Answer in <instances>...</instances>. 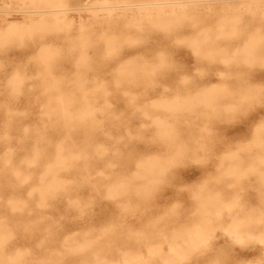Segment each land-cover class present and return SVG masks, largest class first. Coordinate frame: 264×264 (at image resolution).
I'll return each instance as SVG.
<instances>
[{"label":"rangeland","instance_id":"374dc122","mask_svg":"<svg viewBox=\"0 0 264 264\" xmlns=\"http://www.w3.org/2000/svg\"><path fill=\"white\" fill-rule=\"evenodd\" d=\"M105 1L0 0V264H264V0Z\"/></svg>","mask_w":264,"mask_h":264},{"label":"bare ground","instance_id":"6f19581e","mask_svg":"<svg viewBox=\"0 0 264 264\" xmlns=\"http://www.w3.org/2000/svg\"><path fill=\"white\" fill-rule=\"evenodd\" d=\"M105 1V0H104ZM86 3L90 2V0H85ZM106 2V1H105ZM104 2V3H105ZM207 2V0H175V1H167V0H155L153 2H149V3H143V4H133L132 2L129 1H124L121 5H119L118 7H124V8H128V7H179V6H187V5H192V4H198V3H205ZM58 3V2H57ZM103 3V4H104ZM102 4V3H101ZM102 4V5H103ZM106 4V3H105ZM108 4V3H107ZM56 5V3H55ZM60 6V2L59 4H57V6L55 7H59ZM61 9L55 11V13H58L60 16L57 17L58 20H61L62 18H66V17H70V13L75 12V11H79V9L77 8H70L67 6L68 9L64 8L65 5H61ZM73 6V5H72ZM108 7V6H107ZM110 8V7H108ZM114 8V7H113ZM107 9V8H106ZM112 9V8H110ZM111 12V11H110Z\"/></svg>","mask_w":264,"mask_h":264}]
</instances>
